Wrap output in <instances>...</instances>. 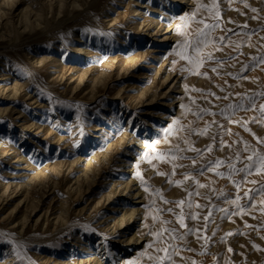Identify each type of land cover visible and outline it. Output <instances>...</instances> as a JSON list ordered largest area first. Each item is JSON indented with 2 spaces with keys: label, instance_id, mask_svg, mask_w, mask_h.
Segmentation results:
<instances>
[{
  "label": "rangeland",
  "instance_id": "374dc122",
  "mask_svg": "<svg viewBox=\"0 0 264 264\" xmlns=\"http://www.w3.org/2000/svg\"><path fill=\"white\" fill-rule=\"evenodd\" d=\"M212 3L0 0V264H157L149 256H169L164 264H264V197L255 192L264 175L253 172L245 179L257 183L237 192L232 181L241 176L228 179L226 167L237 151V168L252 151L264 154L257 143L264 140L257 95L264 93V0H215L209 12ZM199 20L218 27L205 29L209 43L197 54L183 45L204 28ZM178 52L206 62L196 69ZM249 100L254 111L227 108ZM206 122L207 133L195 134ZM209 145L200 158L188 150ZM161 153L183 159L166 162ZM217 159L225 165L214 171L225 178L196 174ZM174 164L183 165L175 175ZM249 189L255 207L247 198L224 202ZM178 200H185L184 228L167 211L181 208L164 203ZM162 227L177 238L165 232L160 243L152 234Z\"/></svg>",
  "mask_w": 264,
  "mask_h": 264
},
{
  "label": "snow or ice",
  "instance_id": "6c2138e0",
  "mask_svg": "<svg viewBox=\"0 0 264 264\" xmlns=\"http://www.w3.org/2000/svg\"><path fill=\"white\" fill-rule=\"evenodd\" d=\"M216 7V3H215V0H213V3L212 5L210 6L209 8V12H211V9L212 8H215ZM199 10V9H198ZM253 12H255L256 10L255 9H252ZM198 24H204V28H198L196 29V39L195 40H189V41H186V43L183 45L184 48H191V50L193 52H196L197 54H199L202 49L199 47V45L203 44L205 47H207L209 41L206 39V37L208 36V32L205 31V29H208L209 31L211 30H214L216 27H218V24H205V22L203 20H199V21H196ZM231 22V21H230ZM240 27H247L246 25H243V26H240ZM235 35H241V33H233ZM254 34V33H253ZM227 39V37L225 36H220L218 38V42L223 46L224 45V41ZM239 46V45H237ZM217 50H220L219 48H217ZM242 54V53H241ZM177 55H179L181 57V59H185V60H188V62L192 65H194V67L196 69H198L199 67H201L205 62L206 60L205 59H194L193 57L189 56V55H185L183 52H178ZM232 59H235V57H233ZM253 59H256L255 57H253ZM207 60H211V54L208 55L207 57ZM215 63L217 64H224V63H227V61H214ZM260 63H264V58H261L260 59ZM246 67H242L241 68V71H246ZM212 72H217V68H212L211 69ZM195 74H200V73H195ZM206 75V74H205ZM237 78H240V79H243V77H237ZM223 90V89H222ZM207 95H213L212 93H207ZM257 95H260V96H264V93H258ZM217 99H224V100H228L229 97L228 96H224V97H217ZM249 106L248 107H245L244 104H236V105H233V104H228L227 105V108L228 109H232L233 111H235L236 108H239L241 110H244V111H248V110H255V101L254 100H249ZM202 112H207L206 109H201ZM259 111L264 114V103H261L259 105ZM208 115H216V113H207ZM225 114V110H221L220 112V115H224ZM229 119V123H238V121H232L229 117H226ZM211 123H215V121H212ZM220 127H223V125H220ZM247 130V128L245 129ZM208 131V127H207V122H206V126L204 127V129L200 130L199 132H195V134L197 135H204L206 134ZM192 134V133H190ZM185 143H188L187 140H185ZM257 143L258 144H261V145H264V140H257ZM221 145L222 146H225L224 145V142L221 141ZM250 148L249 145H247L245 143V151H248ZM189 151H196L197 152V158H200L204 155V152H210L212 151V146L209 145L207 146L206 149H204L203 151H200V150H197V149H194V148H191L189 147L188 149ZM160 158H164V157H169L170 159L166 162H171V160H174V159H183V157H179L176 153H161L159 154ZM248 163H244V166L242 168H237L236 167V162H241L243 163V160L241 159V154L239 151H237L236 153V156H235V160H232L231 158H229V160L231 162L227 163L226 167L228 168V175H227V178L228 179H231V177L233 175H240L241 176V180L240 181H232L233 183V186L237 188V192H239V189L241 187V185L243 183H257L256 181H246V177L249 176V175H252L253 172H255L256 174H260V175H264V154L260 153V152H257V151H252L250 155H248L246 157ZM192 164L195 166L196 164V158H194L192 160ZM225 165V161H222V160H214V161H208L206 164H203L200 166L199 169H197V172L196 174L197 175H203L205 171H209V172H213L214 169L216 168H219L221 166ZM176 167H183V165H173V175H175V169ZM137 175H139V173H137ZM158 175H165V173H158ZM190 175L191 174H185L184 175V180H188L190 178ZM214 175L217 176V177H220V178H225V173L223 172H219V171H214ZM196 186L198 188H205L207 187L205 184H201L199 183L198 181H193ZM169 183H173L171 180H169ZM176 186H181L183 181H180V180H177L174 182ZM145 191H147V189H145ZM254 190L252 189H249L248 191L244 192V197H241L239 196L238 194L236 195V197L233 199V198H230L231 197V194H229V196L225 197V200L224 202L225 203H228V204H232V205H236L237 202L243 198H247L248 201H249V204L250 206L252 207H255V204L252 203V201L255 199L254 195L252 194ZM256 194L257 195H260L262 197H264V185L261 186L260 189L258 190H255ZM221 196L224 195L223 192L220 193ZM194 195H199L198 192L194 193L192 191H189L188 192V197L191 198L192 196ZM206 199V197H204ZM164 203H174L176 205V207H180L181 208V213L180 214H176L172 208H169L167 211L169 213H172L173 215L176 216V221L177 223H179L180 227L181 228H184L185 227V223H184V220L182 219V216L184 215L183 213V208L182 206L185 204V200H178V201H164ZM260 203L262 205H264V200H261ZM188 208L191 209L192 207V204L190 202V199H189V202L187 204ZM197 208H200L202 209V206L200 204H197L196 205ZM240 208V211H244V207L243 206H238ZM157 211L159 212L160 210L157 209ZM209 211V216L211 215V209L208 210ZM219 211H222V212H227L228 210L227 209H219ZM235 214V213H233ZM188 216L193 219V220H196L198 217L196 214H192V213H188ZM209 216H205L204 217V220L207 221L209 219ZM156 218L153 217V220H155ZM168 223H171L170 221H165V220H161L160 221V224L161 225H166ZM246 227H250L249 225H245ZM175 231L176 229H167V228H164L162 227L160 229V231L158 232H155L153 233L152 235L160 242V243H165L167 244V241L163 239V234L165 232L168 233V235L170 237H172L173 239H176L177 237L174 235L175 234ZM191 234V230H189L188 232L184 233V235H189ZM226 235H234V233H227ZM264 238V237H262ZM180 239H183V237H180ZM199 239V237H198ZM223 239V238H222ZM148 248H153V245L152 244H148L147 245ZM253 247H256L255 245H253ZM155 251L157 253H160V252H167L168 251V248L165 247V248H156ZM189 251H191V249H189ZM229 252L232 251L231 248L228 249ZM150 260H153V261H156L157 264H164L165 260L167 259H170L169 256H165V257H161V256H149L148 257ZM192 264H195V261L192 262Z\"/></svg>",
  "mask_w": 264,
  "mask_h": 264
},
{
  "label": "bare ground",
  "instance_id": "6f19581e",
  "mask_svg": "<svg viewBox=\"0 0 264 264\" xmlns=\"http://www.w3.org/2000/svg\"><path fill=\"white\" fill-rule=\"evenodd\" d=\"M176 7V6H175ZM83 11V10H82ZM84 27H86V28H94V27H96L95 26V24L94 25H92L91 24V22H85L84 23ZM97 27H100V25L99 24H97ZM95 36H99V32L97 31L96 32V34H95ZM92 39H93V37H92ZM90 41V40H89ZM94 44H98L99 43V39L98 38H95L93 41H92ZM100 44V43H99ZM169 78V76H166V78ZM156 94V93H155ZM106 124V123H105ZM138 141V140H137ZM136 141V142H137ZM129 149V148H128ZM130 149H131V147H130ZM127 153V152H126ZM125 163V162H124ZM139 192V191H138ZM135 194H137V193H135ZM133 212H134V210L132 209L131 211H130V213L127 215V216H129V217H132V215H133ZM126 218V217H125ZM130 219V218H129ZM128 241L130 242V240L128 239Z\"/></svg>",
  "mask_w": 264,
  "mask_h": 264
}]
</instances>
